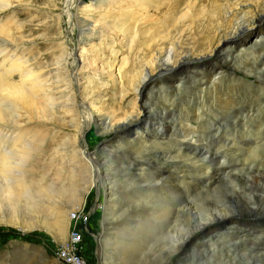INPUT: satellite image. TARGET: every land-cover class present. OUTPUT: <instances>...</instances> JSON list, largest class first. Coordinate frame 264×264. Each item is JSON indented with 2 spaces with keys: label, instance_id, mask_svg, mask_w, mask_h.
<instances>
[{
  "label": "rangeland",
  "instance_id": "1",
  "mask_svg": "<svg viewBox=\"0 0 264 264\" xmlns=\"http://www.w3.org/2000/svg\"><path fill=\"white\" fill-rule=\"evenodd\" d=\"M15 1H10L15 11L12 16H14L15 21L22 24L23 30L26 31L24 42L19 44L20 52H22L23 58L25 57V60H28V64L34 68V72L37 74L38 71L44 72L41 74V78H47L51 87H55L56 80L58 81L61 78L56 74L58 66L55 64L59 56V47L57 45L61 44L58 40V34L70 30L69 26L72 23L73 32L70 31V39H67L66 46L67 51L71 47H76L75 59L79 61L82 59L84 61L83 68L81 69L82 72L79 71L81 74L80 85L81 87H85L88 86V83L90 84V90H87L88 93H91L88 95V103L91 106H96L103 113H113L112 115L115 117L112 122L106 120L104 125H102V121L93 124L91 126L93 130L87 133L84 139L80 135L79 137L76 136L77 139L74 138L69 129L67 130L59 126L60 122H62L60 121L61 115H59L61 113L60 104L55 106V119H58V122L56 121L53 125L55 129H50V126L45 125L41 121L31 120V122H25L26 120H23L26 123L24 124L26 127H23L21 130L25 136L24 140L28 145L31 143L30 159L26 162L24 171L27 173V176L30 174L36 175L37 180L34 181V184L39 183V180L43 179V181H41L40 187L31 184L35 188L34 190L37 195L29 203L19 199H17L19 202L16 199L7 201L4 197L5 194L0 193V264H59L53 259V256H57L58 251L62 255L63 246L51 252V248L56 242H62L61 239L58 240L55 236L57 222L59 221L56 218L58 216L54 217L56 209H62L66 212V217L63 219L66 224L65 239L68 237L69 229L78 228L81 231L79 252L85 264H100L104 261L98 251L99 239L96 232L101 216L112 213V210H115L114 204L106 207L104 202H102V198L99 197V192L93 189L91 181L84 182L83 178L82 180H78L76 177V181L71 182L70 177H67V180L64 178L56 180L54 177L56 171L69 165L68 162L63 164L62 161H59L62 157L55 152L61 153L62 156L64 154L68 155L69 157L74 155L73 152L82 153V148L94 151L97 146L98 148L102 147L108 152L105 155L106 159L100 153L96 154L99 167L105 172L117 174L105 162L108 160L123 173L125 172L124 174L134 175L138 174L140 170V173L143 171L144 174H152V179L159 181L157 182V186L155 181L152 182L151 187L148 186V191L156 198L152 197L153 199L145 207L146 210L144 212H147V214L143 215L145 216L143 224L146 218L150 222L142 225L143 227L139 231L138 229L130 231L132 235L123 237L127 244H124L125 246L123 245L122 248L120 246L118 247L119 249H116L118 253L114 254V261L111 264H165L166 253L168 251V235L166 234V230V232L161 230H169L171 228L168 229L167 221L164 220L161 214L163 207L165 208L166 205L164 197L170 195L173 197V194L176 193L174 197L189 201L197 197L196 195L199 194L202 187L206 188L203 191L207 192L210 187H214L218 182L219 185L224 183L230 184L228 180L235 175V171L241 169L240 164L244 163V155L250 149L264 143V127H262L264 126V85H260L262 81L260 74L252 71L262 61L257 60L254 66L247 63L244 66L239 65V67H236L238 66L237 62L232 61L231 64L235 65V69L233 66L232 68H228L225 65H216V63H213L212 58L209 60L203 58L204 62L186 63L185 65H181L182 67H176L174 72L164 74L163 76L157 75L153 82L150 84L146 83L147 85L144 86L145 90L141 93V99L135 103L134 96H132L129 90L135 87L136 82L141 76H145L148 73L149 65L152 62L154 63V60L150 58V45L153 48L160 46V41L166 37L167 32L170 33V38L174 40L180 36H182L183 40L189 38L191 41H198L199 36L202 35L209 38L212 36L213 25L218 22L220 17L225 15L224 11L219 9L222 0H199L196 8L191 7L189 3V1L194 2L195 0H80L78 6L73 11L78 18L86 21L87 26L81 21L74 22L72 17L69 18V12L66 11L65 7V2L68 0H30L31 3L29 4L28 0H23L22 3H16ZM253 2L249 1L248 3L252 4ZM188 4L190 5L189 8ZM3 17L1 16L0 18L5 20V17ZM255 17L257 16L252 17V20L256 19L258 21L259 18ZM246 19L250 20L249 16H246ZM35 20L39 22H33ZM255 27L254 30L264 27V22L257 24ZM29 29L30 31H27ZM78 30L83 31L82 35L78 34ZM80 40L83 42L79 43ZM154 42H156V45L152 44ZM233 47L237 46L234 45ZM259 49L261 47L257 46V50ZM229 55L236 61L235 58L238 56L235 51ZM201 65L204 67L202 66V71L197 76V79H192L190 74L195 76L200 71L199 66ZM245 66H250L253 75L246 76L244 74V71H246ZM217 73L220 74V78L215 79V81L217 80L219 83L209 80L211 75ZM95 79L104 84L101 87L98 86ZM192 80L196 83H191ZM197 83L201 85L199 88H197ZM214 85L215 87H219L218 89L234 86L236 93L238 91L237 94H240V96L234 98L237 104L224 109H218L214 103L213 108L215 109L207 108L205 111H202V113H206L202 114L201 120L194 119L193 121L192 116L188 114L190 112L186 108V102H181L178 96L180 93H184L186 98L189 95L187 101H190L189 109L193 111L192 102L194 103L198 99L201 102H212L215 95L203 90L201 91L202 94L197 90H194L192 93L193 89H205L206 87H214ZM120 86L123 87V90L118 89ZM171 86L175 88L173 89ZM60 89L63 88L60 87ZM195 93L196 96L194 95ZM123 96V100H120ZM229 96L230 94H226L222 98L226 99ZM256 96L257 100L261 99V101H254L255 98L253 97ZM39 97L42 98V96ZM242 98L243 100H241ZM252 98L253 100H251ZM250 103H252L253 108L248 107ZM134 104H137L138 110L132 111ZM57 109L60 110L58 111ZM149 111L151 114L148 115L147 112ZM137 115H139L140 119L138 122H135L134 120ZM77 119L78 117L75 119L74 132L80 130L78 129ZM122 121H130L131 124L129 125L131 127L127 129L124 127L118 135H114L110 129L111 126L115 123L121 124ZM197 123L198 125L201 124L198 126ZM175 125L176 127H173ZM191 127H194L195 129L193 128V130L196 131L194 136H192V144L196 145L194 148L183 144L184 140H186L184 137L190 133ZM154 129H162V131L155 133L152 132ZM205 129H210L209 133L215 135H210V140L208 141L206 138H202L204 137L202 136V131ZM95 130L97 132L93 133ZM100 131H103V133ZM183 135L184 137H182ZM187 141H190V139ZM208 143L209 146H207ZM8 146H10V143H8ZM141 146L145 150L140 148ZM141 150L144 154L139 153ZM202 155L206 156L202 158ZM54 159L59 162H54ZM9 161L12 162V165L15 163L14 159ZM75 163H77V160L73 162L74 165ZM214 163H216L215 166H213ZM219 163H221V166ZM130 164L131 166H129ZM135 165L136 167H134ZM147 165L148 168H146ZM255 165H257L256 167L259 166V169L264 168V158L257 161ZM182 170L185 172H182ZM216 173L215 179L214 174ZM129 178L133 179L132 177ZM166 183L169 185H166ZM199 184L201 187H199ZM1 185H3L2 182H0ZM89 186L88 190L87 187ZM157 191L160 194L156 193ZM240 193L243 194V200L236 205L238 215L235 217L240 220H258L248 218L247 216L250 215V210L258 203L260 195L264 193V180L259 188H245ZM113 194L121 200V197L125 196L117 192ZM185 197L187 198L185 199ZM198 203V201L195 202L196 205ZM221 207L224 208L225 206L221 205ZM254 213H264V209H260ZM151 214L155 219L152 218L153 220H150ZM173 218L171 216V220ZM182 218L180 222L187 227V220L185 217ZM261 219L264 220V217ZM161 223L165 226L167 225V228H162ZM228 224H232V222ZM226 226L231 229L228 225ZM182 228L184 231L187 230L183 226H177L171 230L181 231ZM215 229L217 228L210 229V235L214 233L212 240L215 239L214 241H217L215 243L216 246L221 245L220 254L228 252L232 257H238L240 254L239 258L236 259H239V262L242 261V264H264V250H260L256 244L253 245L250 242L252 237L250 236L249 238V235L245 234V230L242 234H237L232 232V230L228 231L229 229L213 231ZM222 236H224L223 239ZM243 236H245V239ZM110 237H107V240L109 238L111 241L113 239H115L113 241H117L115 231L110 234ZM221 241L223 243L229 241L225 244L226 248L222 247L223 243ZM119 242L121 243V241ZM249 242L250 246L247 245ZM230 247H233V249ZM196 251H200L198 246L190 245L184 250V255L177 256L176 260L173 261H181L178 264H192L191 261L194 259L190 258L197 253ZM240 251L242 252L240 253ZM246 251L250 252L247 253ZM234 253L235 255H233ZM231 256L222 258L223 264H227L228 261L231 262ZM179 257L182 258L180 259ZM211 259L214 258L207 257L202 259L201 262L199 260L197 262H200L199 264H211L213 261L215 262L214 264L216 262H218L217 264H221V260L218 257L214 260ZM197 262L196 264H198ZM236 262L238 261L236 260Z\"/></svg>",
  "mask_w": 264,
  "mask_h": 264
},
{
  "label": "bare ground",
  "instance_id": "2",
  "mask_svg": "<svg viewBox=\"0 0 264 264\" xmlns=\"http://www.w3.org/2000/svg\"><path fill=\"white\" fill-rule=\"evenodd\" d=\"M10 1L11 0H0V17L1 16L5 17V20H2L0 18V143L4 144L8 149H11L13 151H15L16 149L22 148L27 143L24 140L25 136L22 134L21 130L23 127H26L24 125V124H26L25 122H31V120L41 121L42 123H45V125L50 126V129H52V128L55 129L53 125L58 120V119L57 120L55 119V113H56L55 112V106L57 104H60V106H61V108H60L61 113L59 114V115H61V118L60 117H58V118H60V121H62V122H60V125L59 124H57V125H59L61 128H64L67 130L69 129L72 132V135L74 136V138H76V136L79 137V135H80V137L82 139H84V137H86L87 133H90V131L93 130L91 126H93V124H96L98 121H102V125H104V122L106 120L109 122H112L114 120V117H115L112 115L113 113L112 114H109V113L107 114L105 112L103 113L102 111L97 109L96 106H94V105L91 106V104L88 103L89 102L88 101V98H89L88 95H90L91 93H88L87 90L88 89L90 90V84L88 83V86H85V87H81V85H80V81H81L80 75L81 74L79 73V71H81V69L83 68V62L84 61H82V59H81V61L75 59L74 55L76 54L75 53L77 50L76 47L75 48L71 47V49L69 51H67V46H66L70 31L73 32V28H72L73 24L70 23V26H69L70 30L64 31L63 33L60 32V34H58L59 35L58 40L61 42V44L57 45V47H59L58 48L59 49V56L57 57L58 61L56 60L55 64L58 66V68H56L57 69L56 74L59 75L61 78L58 81L56 80L55 87L53 88V87H51L50 83H48L47 78H41V74L44 72L41 73L38 71V74L36 72H34V68L31 67L30 64H28L29 63L28 60H25V57L23 58V56H22V52H20L19 44L24 42V38L26 37V35H25L26 31L23 30L22 24L20 22L14 20V16H12V14H14L15 11L12 8V4L10 3ZM14 1L15 0H13V2ZM79 1L80 0H68L67 2H65L66 3L65 7L67 9L66 11L69 12V13L67 12L69 14V18L72 17L74 22L75 21L76 22L81 21L84 24H86V26H87L86 21H82L80 18H78V16H76V14H74V11H73L76 8V6H78ZM249 1H254V2L252 4H249L248 3ZM15 2L16 3H22L23 0L22 1L17 0ZM27 2H28V4L31 3L30 0H28ZM197 2H199V0H195L194 2L189 1L191 7H194V8L197 7ZM190 5L189 4L187 5L188 8L190 7ZM53 8H56V7H53ZM219 9L221 11H224L225 15L220 17L218 22L213 25L212 36H210L209 38L206 37L205 35H202V36H199L200 38L198 41H191V39H189V38L188 39L186 38L183 40L182 36H180L174 40V39L170 38V33L167 32L166 37L160 41L162 46L160 45V46H157L156 48H153L150 45V47H149L150 58H151V60H154V63L152 62L149 65L150 68L148 70V73H146L145 76H141V78L136 82L135 87L129 90L130 93L132 94V96H134L133 99H134L135 103H137L139 101V99H141V96H142L141 93H142V91L145 90L144 86L153 82L155 76H157V75L163 76L164 74H170V73L174 72V69L176 67L181 66V65H185L186 63L204 62L203 58H207L208 60L210 58H212V60L214 62L213 61H211V62L216 63V65H219V64L225 65L228 68H232V66H233L231 64L232 61H234L235 63L237 62L238 66H236V67H239V65L244 66V64H247V63H249V65L251 64L254 66V64L256 63L257 60H261L262 63L259 66L255 67V69H253L252 71H255V73L260 74V76L262 77V81H261L260 85L261 86L264 85V27L254 30L256 28L255 26L257 24L264 22V0H222L220 3ZM46 12H49V11H46ZM67 13H66V16H67ZM246 16H249L250 20H247ZM254 16H257L259 18V20L258 21L256 19L252 20V17H254ZM257 17H255V18H257ZM32 19H35V18H32ZM36 21L39 22L38 20H35L33 22H36ZM69 21H70V19H69ZM71 21H72V19H71ZM30 22L32 23V21H30ZM71 24H72V26H71ZM27 31H30V29ZM82 33H83L82 30H78V34L82 35ZM28 37H29V35H28ZM28 40H30V39L28 38ZM82 42L83 41H81V40L79 41V43H82ZM152 44L156 45V42H154ZM233 44L236 45L237 47H233L234 46ZM257 46H260L261 49L257 50ZM234 51L236 52V54L238 56L237 58H235L236 61L233 60V57L231 58V56L229 55V54L234 53ZM25 54H24V56H25ZM159 61L161 63L158 64L157 62H159ZM234 62H233V64H234ZM202 66L203 65L199 66L200 71H198L195 74V76L193 74H190L192 79H195V78L197 79V76L202 71ZM234 66H233V68L235 69ZM196 68H197V66H196ZM245 69H246V71H244V74L246 76L253 75L251 72L250 66H245ZM231 70H233V69H231ZM219 75L220 74H218V73L215 75H211V77H209L210 78L209 80L214 81V82H218L217 80L215 81V79H219L220 78ZM164 78H166V77H164ZM221 79H222V77H221ZM95 81H96L97 85L100 87L104 84L103 82H100L98 79L97 80L95 79ZM241 81H243V80H241ZM191 83H196V82L194 80H192ZM114 86H115V88H117L116 85H114ZM200 86L201 85H198V83H197V88H199ZM60 87L63 89H60ZM171 88H173V87L171 86ZM197 88H194L192 93L194 92V90H197L199 92H201L203 90L205 92H208L210 94H215V95H214V99L212 98L213 99L212 102H205V101L201 102L200 99L196 98L198 100L197 101L195 100L194 103L192 102L193 111H191L189 109L190 101H187L188 100L187 98H189V95L186 98L184 93H180V95L178 96L179 100L181 102L182 101L186 102V105H187L186 108L190 112L188 114H190L192 116L193 121H194V119L195 120H199V119L201 120L202 116H203L202 114L206 113V112L202 113V111H205L207 108L215 109V108H213L214 103L216 105V108L224 109V108H227V107H230V106L237 104V102L235 101L234 98L237 96H240V94H237L238 91L236 93V91H235L236 88L234 86H226L223 89H221V88L218 89L219 87H215V85H214V87H210V88L206 87L205 89H202V88L197 89ZM118 89L123 90V87L120 86V87H118ZM180 91H181V89H180ZM159 93H160V89H159ZM240 93H243V92H240ZM201 94H202V92H201ZM226 94H230V96L227 97L226 99H223L222 97L226 96ZM79 95H80V97L78 98ZM194 95L196 96V93ZM39 96H42V98H40ZM123 98H124V96L122 98H120V100H123ZM193 98H191V99H193ZM253 98H255L254 101H257V102L261 101V99L257 100V96L253 97ZM253 98L251 100H253ZM241 100H243V98ZM158 101H159V99H158ZM161 104H162V101H161ZM38 107H39V109H38ZM248 107L253 108L252 103H250V105ZM137 108H138L137 104H134L132 107V111L138 110ZM147 109H148V107H147ZM147 113H148V115L151 114L150 111ZM31 114H34V115H31ZM33 116H35V118H33ZM76 117H78L77 125L79 126L78 129H80V130H78V132L73 131V129H75L74 123H76L75 122ZM66 119H67V121L65 122ZM139 119H140L139 115H137L135 117L134 121L138 122ZM23 120H26V121L24 122ZM146 121L148 122L147 119H146ZM195 123H196V121H195ZM121 124H123V125H121ZM121 124L115 123L114 125L111 126L110 129L114 135H118V133L121 132L124 127L126 129L131 127V125H129V124H131L130 121H122ZM148 124H150V123H148ZM197 125H198V123H197ZM51 126H53V127H51ZM108 126H110V125L108 124ZM173 127H176V125ZM262 127H264V126H262ZM193 128L194 127L190 128L191 131L188 135L186 134L185 137H184V135L182 136V137H184V139H186V140H184L183 144L185 146H189L191 148L196 147V145L192 144V138H193L192 136H194V134L196 133V131L193 130ZM160 131H162V129L152 130V132H155V133L156 132L159 133ZM96 132H97V130L93 131V133H96ZM100 132L103 133V131H100ZM202 132H203L202 136H204V137H202V136L201 137L206 138L207 141L210 140L209 139L210 135H213V134L209 133L210 129H205ZM261 133H262V130H261ZM213 136H215V135H213ZM189 139H190V141H187ZM8 143H10V146H8ZM224 143H225V141H224ZM240 144H242V143L240 142ZM30 146H31V143H30ZM201 146H203V145H201ZM207 146H209V143ZM210 146H211V144H210ZM140 148H142V146ZM143 150H145V149H143ZM153 150H154V148H153ZM82 151H83L82 153L73 152L74 155L69 156V157H68V155L64 154V156H62L61 153L55 152L58 155L60 154V156L62 157L61 160H59V161H62L63 164L68 162L69 165L66 168L64 167L61 170L56 171L54 173V177L56 178V180L57 179L59 180L61 178H64L65 180H67L66 178L70 177L71 182L76 181L75 180L76 177L78 180H82V178H83L84 182H86V181L90 182L91 181L93 189L96 190V192H99V197L102 198V200H103L102 202H104V205L106 207H110L111 206L110 204H114L115 210H112V213H110L109 215L103 214L101 216L100 222L98 224L99 227H98V230L96 232V234L98 235V239H99L98 251H99L100 257H102V259H104V261L100 264H111L112 261H114V258H113L114 254L118 253V252H116L117 251L116 249L120 246H121L120 248H122V246L124 244H127L126 240L123 237H125L126 235H132V232L130 233V231H132L133 229L134 230L138 229V231H139L143 227L142 225H144V224L146 225L147 222H150V221L146 220L147 219L146 218L145 223L143 224V221H144L143 219L145 217L143 215L147 214V212H144V211L146 210L145 207H147L146 205L148 204V202L150 200H152L153 198L154 199H156V198L153 197V195L151 194L150 191H148V186L151 187L152 182H154V181H155V184L157 186V182H159V181L152 179L153 178L152 174L147 175V174H144L143 171L140 173V170H139L138 174H134V175L133 174L132 175L124 174L125 172L123 173L118 167H116L114 164L110 163V161H108V160H106L105 162L108 163L109 166L113 169L112 171H116L117 174L114 172H113L114 174H112L111 172H105L104 170H102V168L99 167V164L97 162V155H96V154L100 153L106 159L105 155H107L108 152L105 149H103L102 147L98 148V146H97L94 151H90V150H87L85 148H82ZM209 152H211V151H209ZM139 153H142V150ZM205 153H207V152H205ZM142 154H144V153H142ZM138 156H140V155H138ZM205 156L202 155L201 157L203 158ZM263 158H264V143H261L259 146L250 149L249 152L244 155V161H243L244 163H242V164L239 163L241 166V169H239L235 172L233 171L235 173V175L230 177L228 180V181H230V184L224 183V184L219 185L218 184L219 182L217 180H214L215 182H218L216 185H214V187H212V188L210 187L207 192L203 191V190H206V188L202 187L199 194L196 195L197 197H195L193 200H189V201L180 200V199L174 197V195L176 193L175 194L172 193L174 198L171 197L170 194H169L170 196L164 197L166 199V201H165L166 205H165V208L163 207V212H161V214L164 217V220L167 221L166 224H168V229L169 228L172 229V228L177 227V226H183L184 228H187L186 231H184L183 228L181 231H174L171 229H169V230L162 229L161 230V231L166 230L167 232L166 231L165 232L168 235V243H167L168 251L166 253V258H165L166 263L165 264L181 263V261H173V260H176L175 258H177V256L184 255L183 254L184 250L187 247H189L190 245H197L199 250H200L198 252L196 251L197 253L190 258V259H194L193 261H191L192 264H196L197 260H199L201 262L202 259H205L207 257L208 258H214V259L216 257H218V259L221 260L220 261L221 264H223L222 258L231 256L230 253H228V252L227 253L229 255L226 252H224V253H226V255H224L223 252H222V254L219 253L221 245L219 244L218 246H216L215 243L217 241H214L215 239L212 240L213 239L212 236L214 235V233H213V235H210L211 234L210 229L211 228H217V229L213 230V231H216V230H219L218 227H216V226L224 225V227H225V225H228L230 227V226L236 225L235 221H237V220L233 219V218H236L235 216L238 215L237 211H236V209H237L236 205L239 204L243 200V194L240 193V191L244 190L245 188L257 189L261 186V184L264 180V168L259 169L260 167L258 166L259 167L258 168V167H256L257 165H255L257 161L263 160ZM9 160H11V159L5 158L4 160L0 161V164H4V165H7L10 167V166H12V164H11L12 162ZM75 160H77V163H75V165H74L73 162ZM59 161L54 159V162H59ZM138 161H139V159H138ZM191 162H193V161H191ZM185 163H187V162H185ZM215 164L216 163H214L213 166H215ZM220 164L221 163H219V165ZM192 165H193V163H192ZM129 166H131V164ZM127 167H128V165H127ZM134 167H136V165ZM143 167H145V166H143ZM146 168H148V165L146 166ZM182 172H185V171L182 170ZM208 173H209V171H208ZM25 175H26L28 182L30 184H34V181L37 180L36 175L33 176L31 174L30 175L28 174L29 176H27V173H25ZM119 175H121V176H119ZM216 175H217V173L214 174L215 179H216ZM183 176H185V175H183ZM129 177H132L133 179H130ZM201 177H203V176H201ZM206 177H209V176H206ZM197 180H198V178H197ZM41 181H43V179L39 180V183L37 182V184H34V186L36 185V187H40ZM100 181H101V183H100ZM160 182H162V181L160 180ZM99 183L101 186L99 185ZM155 184H153V185H155ZM197 184H198V182H197ZM166 185H169V184L166 183ZM178 186L181 187L182 185H178ZM199 187H201L200 184H199ZM87 188L89 190L90 186ZM149 189H151V188H149ZM114 192H117V193L121 194L122 196L123 195H125V196L121 197L122 198V200H121V199L116 198L114 196L115 195V194H113ZM0 193L5 194L4 197L7 201H9L11 199L17 200V198L8 195L7 188L3 185L0 186ZM156 193H159V192L157 191ZM179 194H178V196H180ZM204 195H205V197H204ZM186 198L187 197H185V199ZM195 200L199 202L197 205L195 204V202H196ZM17 201H16V204H17ZM193 202L195 205L193 204ZM11 203H12V201H11ZM221 205H224L225 207L223 208V207H221ZM123 208H125V209H123ZM260 209H264V193L260 195L258 203L255 205V207L252 210H250V215H248L247 217L258 219V221H264L261 219L262 217H264V213H259V214L254 213V212H258V210H260ZM51 211H53V210H51ZM55 212H54L55 213L54 217L58 216L56 218L59 219V221L57 222V226H56L57 231L55 233V236H56V239L57 238H58V240L61 239L62 242H56L55 241L56 244H54L52 246L51 252H53L54 249H57L58 247L63 246L65 244L67 238H68L67 237L65 239V237H64L65 232H66V224H65V221H63V219H65V217H66V212L63 211L62 209L61 210L56 209ZM76 213H79V212H76ZM171 216L174 217L172 220H171ZM182 217H185V219L187 220V222H186L188 225L187 227H185L182 224V222H180V219H183ZM149 218H150V220L155 219L154 217H152V214H151V217H149ZM236 219H238V218H236ZM228 221H231L232 224H228V223H231ZM161 226H162V228H167L166 227L167 225L165 226L162 224ZM227 229H229V228H227ZM241 229L242 228H233V229L231 228L228 231L232 230V232H234L233 230H238V231H241L240 234H242L243 231L245 230V228H243V230H241ZM114 231H115V235L117 237V241H113L115 239H113L111 241V240H109V238L107 240V237H110V234L113 233ZM220 236H221V234H220ZM216 237H217V235H216ZM223 237L224 236H222V239H223ZM244 237L245 236H243V238ZM248 237L250 238V236H248ZM102 239H104L106 241H104ZM119 241H121V243ZM228 242L229 241H226V243L222 242L223 243L222 247L223 246L225 247V244H227ZM247 245L250 246V242ZM230 248L233 249V247H230ZM224 250L226 251V249H224ZM244 250H246V248H244ZM227 251H229V250H227ZM241 252L242 251H240V253ZM249 252H247V253H249ZM237 254H239V253H237ZM233 255H235V253ZM239 255H238V257L237 256H233V257L231 256L232 257L231 262L227 260L228 263L227 262L226 263L227 264H230V263L231 264H242V261L239 262V259H236V258H239ZM190 259H188V261H190ZM214 259H211V260H214ZM236 260L238 262H236ZM254 261H255V259H254ZM214 263L215 262H213V261L211 262V264H214ZM217 263L218 262H216V264ZM245 263H246V261H245ZM207 264H209V263H207Z\"/></svg>",
  "mask_w": 264,
  "mask_h": 264
},
{
  "label": "clouds",
  "instance_id": "3",
  "mask_svg": "<svg viewBox=\"0 0 264 264\" xmlns=\"http://www.w3.org/2000/svg\"><path fill=\"white\" fill-rule=\"evenodd\" d=\"M30 154L31 148L28 144L13 151L0 143V161L5 158L15 160V163L10 167L0 164V182L7 188L8 195L27 203L33 201L37 195L24 171Z\"/></svg>",
  "mask_w": 264,
  "mask_h": 264
},
{
  "label": "built area",
  "instance_id": "4",
  "mask_svg": "<svg viewBox=\"0 0 264 264\" xmlns=\"http://www.w3.org/2000/svg\"><path fill=\"white\" fill-rule=\"evenodd\" d=\"M81 231L78 228L69 229L68 238L63 245L62 255L57 252L53 259L59 264H85L79 252Z\"/></svg>",
  "mask_w": 264,
  "mask_h": 264
},
{
  "label": "water",
  "instance_id": "5",
  "mask_svg": "<svg viewBox=\"0 0 264 264\" xmlns=\"http://www.w3.org/2000/svg\"><path fill=\"white\" fill-rule=\"evenodd\" d=\"M234 226H230L232 229L233 228H245V231L247 235L251 236L250 242L253 244H256L260 250H264V221H258V220H240V219H235ZM227 230V227H224V225H221L218 227L219 230L223 229ZM235 233L240 234L241 231L234 230ZM260 235V236H256Z\"/></svg>",
  "mask_w": 264,
  "mask_h": 264
}]
</instances>
